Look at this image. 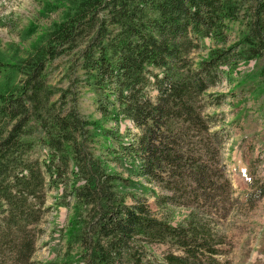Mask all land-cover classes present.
Masks as SVG:
<instances>
[{
	"label": "trees",
	"instance_id": "obj_1",
	"mask_svg": "<svg viewBox=\"0 0 264 264\" xmlns=\"http://www.w3.org/2000/svg\"><path fill=\"white\" fill-rule=\"evenodd\" d=\"M74 8L46 47L17 63L0 61L23 76L10 91L11 79L0 84V264L32 263L51 188L54 206L70 210L54 264H229L217 258L222 239L209 218L219 205L217 183L234 191L225 166L212 169L207 159L219 154L223 135L206 108L225 97L210 91L223 75L264 57V0H79ZM81 26L77 59L97 94L96 120L79 113L72 85L53 90L45 81L48 61L80 44ZM197 51L205 54L193 57ZM122 120L137 132L121 133ZM147 196L159 208L190 211L172 224ZM263 196L264 183L245 201ZM146 244L170 249L159 257Z\"/></svg>",
	"mask_w": 264,
	"mask_h": 264
},
{
	"label": "rangeland",
	"instance_id": "obj_2",
	"mask_svg": "<svg viewBox=\"0 0 264 264\" xmlns=\"http://www.w3.org/2000/svg\"><path fill=\"white\" fill-rule=\"evenodd\" d=\"M77 1L79 0H0V61L17 63L36 50L46 47L49 33L65 19L69 11L74 13ZM82 29V26L78 29L80 36L77 42L80 44L77 48L57 54L48 61L45 81L53 90L72 85L78 93L79 113L86 119L96 120L100 119L96 109L97 94L85 83L81 61L77 59L85 37ZM236 29V24H232L230 39L234 37ZM205 43L208 44V40ZM58 51L59 48L52 50L53 53ZM202 54L205 52L197 51L192 56ZM250 74L256 78H249ZM22 78L19 71L9 72L1 66L0 84L11 79L9 91L18 86ZM210 91L226 95L221 98L219 105L206 108V112L216 119L213 128L221 129L223 135V147L219 154L211 152L207 159L212 169L220 164L225 166L224 174L234 191L228 194L222 189V182L217 183L215 195H219L216 200L219 205L213 211V218H209L211 226L222 239V243L218 245L221 253L217 258L228 261L229 264H264V196L253 205L245 201L246 193L252 190V186L264 183V57L241 61L232 73L223 75L221 81ZM57 96L58 94L53 95L52 99ZM126 127L130 129V134L137 132L130 121L122 120L119 124L120 132L125 133ZM4 128V121L0 120V133ZM102 142L103 139H100L95 145V154L101 157L104 153L100 147ZM36 155L38 154L34 153ZM112 167L113 170L122 172L124 177L127 176L128 172L121 166L113 164ZM145 184L149 189L164 194L156 182L145 181ZM56 193L53 188L47 193L46 205L49 208L39 225L41 230L37 233L31 264H54L65 247L61 234L70 210L64 206H54ZM146 199L157 216L166 215L172 224L182 221L190 211L183 206L159 208L154 197L147 196ZM131 202L132 199H128V203ZM212 202L209 199L204 204L207 206ZM146 249L160 257L170 246L146 244Z\"/></svg>",
	"mask_w": 264,
	"mask_h": 264
}]
</instances>
